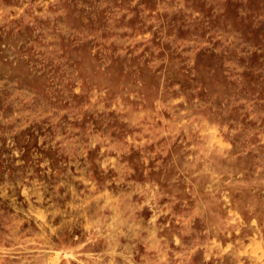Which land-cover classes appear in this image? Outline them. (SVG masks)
<instances>
[{"label": "rangeland", "instance_id": "1", "mask_svg": "<svg viewBox=\"0 0 264 264\" xmlns=\"http://www.w3.org/2000/svg\"><path fill=\"white\" fill-rule=\"evenodd\" d=\"M0 264H264V0H0Z\"/></svg>", "mask_w": 264, "mask_h": 264}]
</instances>
